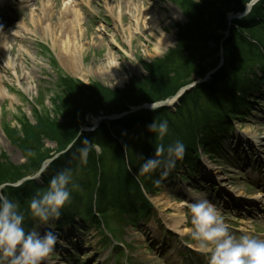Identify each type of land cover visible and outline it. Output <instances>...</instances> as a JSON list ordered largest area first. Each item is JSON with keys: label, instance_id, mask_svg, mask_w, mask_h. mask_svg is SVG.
<instances>
[{"label": "rangeland", "instance_id": "rangeland-1", "mask_svg": "<svg viewBox=\"0 0 264 264\" xmlns=\"http://www.w3.org/2000/svg\"><path fill=\"white\" fill-rule=\"evenodd\" d=\"M33 1L0 0L2 19L9 17L2 22L5 30L0 32V45L6 51L0 54V158L2 163L22 169L28 162L18 142L12 140L16 139L13 133L16 131L18 137H23L20 123L23 116L32 126L39 123L37 112L57 120L58 108L64 100L60 77L75 80L79 87L99 86L112 93L124 91L133 80L143 82L149 76L147 65L164 58L177 46L179 28L188 26L191 20L187 10L178 5L181 0ZM73 2L79 5L80 18L73 30L67 32L62 13ZM238 16L227 15L229 20ZM67 34L71 43L65 46ZM220 34L229 38L227 32ZM209 47L207 65L221 56L212 42ZM72 51L78 56L76 67L67 62V52ZM255 71L263 81L257 83L250 99L247 98V102L254 100L255 103L246 114L232 121L233 129L221 134V147L210 156L205 154L193 167L194 171L191 169V175L185 168L176 173L173 181L169 180V174H161L162 169L153 174L150 193L145 188L142 191L146 202L153 207L148 220L141 217L144 219L134 221L133 216L119 223L112 211L107 217L111 234L103 226L86 223L79 218L81 215L67 216L73 218L62 222L59 228L53 224L50 229L41 224L38 229L41 234L51 230L57 235L53 250L42 264H127V260L131 264H207L205 255L197 250L189 236V209L196 199H207L213 204L229 233L237 239L245 234L264 239V194L261 192L264 187L260 182H264V72L258 67ZM216 72L208 78L195 75L194 83H210ZM99 92L102 96L106 94ZM179 106L178 101L172 102V111ZM117 117L102 111L97 116L86 113L82 127L93 129L98 123ZM150 133L122 134L137 161L146 153L145 137ZM44 143L43 151L49 150L53 156L51 162H56L62 154L58 153L57 142L44 140ZM94 151L98 158L103 154L99 147ZM104 151L108 158L110 154L113 156L112 152ZM124 154L127 170L138 181L125 150ZM78 175L72 176L78 187L73 189L74 198L70 197L69 201L82 205L85 210L88 194L81 186V179L77 180ZM43 176L38 180L41 184ZM250 201H254L250 205L258 218L246 212ZM178 207L184 224L175 232L170 221L178 214ZM33 227L36 225L26 230ZM110 235L116 236L117 244L110 240Z\"/></svg>", "mask_w": 264, "mask_h": 264}, {"label": "trees", "instance_id": "trees-1", "mask_svg": "<svg viewBox=\"0 0 264 264\" xmlns=\"http://www.w3.org/2000/svg\"><path fill=\"white\" fill-rule=\"evenodd\" d=\"M251 2L200 0L196 3L195 0H181L178 5L187 10L191 20L188 26L179 28L177 46L164 58L147 65L149 76L143 82L133 80L124 91L112 93L99 86L79 87L75 80L60 77L61 99L64 100L60 103L61 108H58L60 115L57 120L37 112L39 123L32 126L23 116L20 121L23 137H18L16 131L13 133L16 139L12 140L18 142L28 166L18 168L7 162L2 163L3 158H0V184L7 185L3 190L5 194L19 201V209L25 215V228L36 225L28 210L30 199L36 193L45 191L50 178L63 169H71L72 176L80 174L77 180L80 178L81 186L86 189L88 203L84 210L82 205L67 202L61 209L60 217L63 218L54 220L57 222L55 224L69 221L73 218L67 217L69 215H81L84 218L95 216L96 209L109 225L107 217L112 211L117 220L123 222L124 216L140 217L152 208L142 191L145 188L150 193L149 183L154 179L153 174L161 169L143 176H138V170L143 158H150L158 145L164 144L167 147L176 141L185 145L183 159L178 160L175 168L169 171L184 165L194 166L196 160L201 159L200 151L208 156L215 153L216 148L222 144L221 134L233 128V120L246 114L254 103V100L247 102L251 90L256 88L258 82H263L256 76L255 68L264 72V0L256 4L242 20L235 19L230 23L227 17L231 13H244L245 7ZM221 31L229 33V38L220 34ZM211 42L220 55L223 52V58L221 60L219 57L207 65ZM213 70L218 72L212 75L210 83L199 84L192 91L186 92L175 111L161 107L158 110L141 109L133 112L144 105L170 100L181 89L191 86L195 75L204 78ZM101 90L106 94L102 96L99 92ZM100 111L111 117L128 115L118 121L102 122L96 132L83 131V117L86 113L97 116ZM154 120L157 123L167 120L168 132L163 139L153 133L145 137L147 150L141 160L137 161L134 159L136 154L127 147L122 134L128 132L137 136L149 133L148 125ZM44 140L57 142L58 153L66 152L69 145L72 147L51 163L43 174L42 184L37 180L25 181L23 185L15 187V184L26 178L34 177L45 162L53 158L49 150L43 151ZM83 140L91 143L87 164H81L78 159L77 149L84 146ZM95 147L103 151L99 158L94 151ZM104 150L112 152L113 156L110 154L109 159ZM124 150L138 181L127 170L125 156L122 157ZM72 191L70 197L73 199L75 193Z\"/></svg>", "mask_w": 264, "mask_h": 264}, {"label": "clouds", "instance_id": "clouds-1", "mask_svg": "<svg viewBox=\"0 0 264 264\" xmlns=\"http://www.w3.org/2000/svg\"><path fill=\"white\" fill-rule=\"evenodd\" d=\"M252 2L258 3L259 0ZM248 10L246 6L242 17ZM151 108L154 110L153 104ZM168 128L167 120L158 123L154 120L148 125V131L158 134L161 139L167 134ZM82 144L84 146L77 149L78 159L81 164H87L91 143L83 140ZM184 153L185 145L181 141L167 147L160 144L150 158H143L138 176L157 169H162L161 174L167 176L168 170L175 168ZM47 167V164L43 165L33 178L39 179ZM5 187L7 185L0 184V264H42L53 250L57 235L51 230L41 234L39 225L60 218L61 209L70 200L71 189L78 187L73 182L72 170L66 168L57 172L50 178L47 189L30 199L28 210L36 227L29 230L25 228V215L18 203L3 192ZM189 212V236L197 250L205 255L207 264H264V239L247 234L237 239L231 235L218 210L207 199H196Z\"/></svg>", "mask_w": 264, "mask_h": 264}, {"label": "bare ground", "instance_id": "bare-ground-1", "mask_svg": "<svg viewBox=\"0 0 264 264\" xmlns=\"http://www.w3.org/2000/svg\"><path fill=\"white\" fill-rule=\"evenodd\" d=\"M33 2H35V0ZM78 8H79V5H77V3L73 2L71 5H66V9L62 13L63 14L62 24H64V26H68L67 27V32L68 31H72L73 28H74V25H76L75 22L79 21L80 15L78 13ZM45 9H46V7H45ZM66 38H65L66 40L64 41L66 43L65 46H67L69 43H71V42H69L70 37H69L68 34L66 35ZM5 53H6L5 46H3V44H1L0 45V54H5ZM67 54L69 55V58L67 59V62L72 67L73 66L76 67L77 66V57H78L77 54H75V52H73V51L72 52H67ZM176 212H178V214L175 217H173L171 219V221H170V223L174 227V231L175 232H176L177 229L180 230V228L184 224V222H183V213L181 212V209L179 207H178V210Z\"/></svg>", "mask_w": 264, "mask_h": 264}, {"label": "water", "instance_id": "water-1", "mask_svg": "<svg viewBox=\"0 0 264 264\" xmlns=\"http://www.w3.org/2000/svg\"><path fill=\"white\" fill-rule=\"evenodd\" d=\"M259 1H261V0H259ZM255 4H256V3H253V2H252V3L248 6V9H249V10H248V12H247L244 16H246V15L251 11L253 5H255ZM244 16H243V17H244ZM241 17H242L241 15L238 16V18H241ZM233 19H234V18H233ZM231 20H232V19H231ZM194 85H195V84H194ZM194 85H193V86H194ZM193 86H192V87H193ZM192 87H190V88H192ZM188 89H189V88H188ZM185 90H187V88L184 89V90H182L181 93H183ZM181 93H180L176 98H174L173 100L168 101V102H164V103H160L159 105L154 106V108H159L160 106H164V105H167V104H171V103L174 102V101L176 102V101L182 96ZM143 108H146V109H149V110L152 109L151 106H150V107H143ZM117 119H118V118H117ZM110 120H113V119H110ZM26 180H30V179H26ZM33 180H35V179H33ZM21 184H22V183H20L19 185H21ZM17 186H18V185H17Z\"/></svg>", "mask_w": 264, "mask_h": 264}]
</instances>
